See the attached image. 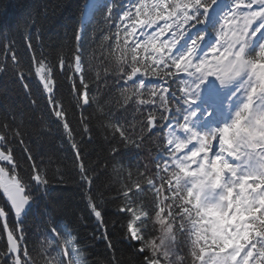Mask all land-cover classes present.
<instances>
[{"label": "snow or ice", "instance_id": "1", "mask_svg": "<svg viewBox=\"0 0 264 264\" xmlns=\"http://www.w3.org/2000/svg\"><path fill=\"white\" fill-rule=\"evenodd\" d=\"M217 4L218 0H97L95 4L86 0L72 57L61 49L58 63H54L43 52L36 53L27 35L26 49L32 53L28 69L21 64L14 43H4L0 73L16 76L30 97L32 88L26 78L33 70L39 78L47 108L62 125L74 153V171L79 178L75 182L100 230L92 239L106 242L112 256L89 261L87 246L72 234L74 229L53 220L58 210L55 205L43 229L37 228L44 237L39 248L28 247L24 221L37 198L48 194L52 179L48 165L37 161L25 143L21 126L13 128L4 119L0 121V190L6 199L0 203V264H123L116 257L105 217L108 201L103 193L93 191L94 170L85 162L86 149L81 146L84 136L89 142L92 139V128L84 115L86 106L96 102L91 81L84 74L80 46L88 27L84 20L93 8L107 26L104 39L114 37L127 53L118 58L121 78L133 83L134 96L140 97L138 107L151 105L153 109L142 114L138 135L135 125L113 123L111 119L101 123L111 133L110 140L119 136L116 144L120 147H110L113 158L122 159V149H143L145 133L151 137L158 128L164 132V143L157 145L151 162L143 167L137 163L114 198L122 200L116 209L122 214L121 239L129 242L137 264H188L189 260L190 264H264V0H231L211 28V43L207 42V31L186 39L196 25L207 23L209 12ZM181 41L185 43L181 45ZM181 73L186 77L181 81L185 87L178 96L171 83L180 80ZM144 77H157L159 84L149 89L151 82ZM208 77L222 87L233 85L226 99L229 108L233 98L237 104L225 122L201 128L193 124L199 110L189 98L200 94V86ZM65 80L71 83L67 96L63 92ZM145 93L149 99L142 98ZM31 103L38 101L32 99ZM173 103L174 111L169 107ZM157 106L168 114L157 116ZM69 109L80 111L78 131L69 120ZM204 115L210 118L213 113L206 111ZM159 121L172 123L162 125ZM17 147L31 162L23 176L17 171ZM56 177L58 183L65 182L60 169ZM181 238L187 255H181Z\"/></svg>", "mask_w": 264, "mask_h": 264}, {"label": "trees", "instance_id": "2", "mask_svg": "<svg viewBox=\"0 0 264 264\" xmlns=\"http://www.w3.org/2000/svg\"><path fill=\"white\" fill-rule=\"evenodd\" d=\"M85 2L86 0H0V61L5 59L4 43L13 42L21 64L28 69L31 66L32 53L26 49L25 36L27 35L31 36L36 53L43 52L54 63H58V54L61 49L64 55L71 58L77 48L75 33L80 27L81 10ZM93 13L95 16L93 18V14L91 15V23L88 22L89 20L86 22L88 27L84 39L80 41V46L84 57V74L91 81V94L96 97V102L86 106L84 115L88 117L92 128V139L89 142V137L84 136L82 138L84 143L81 146L82 149H86L85 162L94 170L93 191L103 193L108 201L104 206V212L115 244L116 257L121 259L123 264H137V257L133 256L129 242L121 239L122 214L117 213L116 209L122 200L114 198L117 197L118 191H122L129 171L134 172L137 163L143 167L144 164L151 162V157L156 155L157 145L164 143V132L158 128L151 137L145 133L143 149L139 152L135 149H122L123 158H113L110 147H120L116 144L119 136L117 134L116 140H110L111 133L101 127V123L106 124L111 119L113 123L135 125V132L138 135L142 114L153 109L151 105L138 107L137 99L140 97L134 96L133 83L131 81L126 83L121 78L118 58L127 53L122 47L117 46L114 37L111 41L104 39V36L108 35L107 26L100 13L95 11ZM25 21L29 23L26 24ZM208 22L207 18V23L199 24V26H205ZM112 32H115L114 26ZM128 58L130 59V56ZM7 63L9 65L12 63L11 53L7 54ZM57 71H59L58 68ZM144 78L151 82L148 85L149 89L152 84H159L157 77ZM26 80L32 88L31 97L25 92L16 76L11 73H0V121L7 119L13 128L17 124L21 126L25 143L32 150L37 161L48 165L49 177L52 179V187L48 194L46 196L41 194L37 198L24 221L28 247L31 249L35 245L39 248L44 237L38 233L37 228L39 226L43 229L48 213L55 205L58 210L54 213L53 220L57 224H67L70 229H74L72 234L78 236L81 245L87 246L89 261L111 258L112 252L106 250V242L92 239L94 235L100 234V230L97 229L95 219L90 215L86 202L82 199V190L75 182L79 178L74 171V153L62 125L48 110L42 85L39 78L35 76L34 70L32 76ZM168 80L171 82L172 78L168 77ZM76 83H79L78 76ZM64 85L63 92L67 96L71 90V83L65 80ZM171 87L176 89L179 96L178 80L171 83ZM142 98L150 97L145 93ZM32 99H36L38 103L33 105ZM72 99L75 101V97ZM169 107L174 111L176 105L173 103ZM155 111L157 116L168 114L159 106ZM13 116L16 117L15 121ZM79 118V110L73 113L69 109V120L77 131ZM45 122L46 126L42 127ZM168 122L159 121L158 123L166 125ZM166 129L165 127L164 131ZM77 139L81 138L77 136ZM15 155L20 164L17 171L23 176L27 173L31 162L27 161V154L23 153L20 147H17ZM49 158L52 160L50 164ZM152 166L154 168V163ZM57 169L63 173L64 183L57 182ZM147 195L151 196L150 193ZM3 202L5 200L0 194V203ZM81 217L85 219H80ZM113 221H116L114 227ZM180 243L183 249L181 255H187L188 248L184 238H181Z\"/></svg>", "mask_w": 264, "mask_h": 264}, {"label": "rangeland", "instance_id": "3", "mask_svg": "<svg viewBox=\"0 0 264 264\" xmlns=\"http://www.w3.org/2000/svg\"><path fill=\"white\" fill-rule=\"evenodd\" d=\"M92 2L95 4L97 0H92ZM94 9V8H93ZM92 9V10H93ZM225 7H220L217 11H215L213 19H212V24L210 26L211 28L216 24V22L219 19V16L221 13L225 10ZM91 10V11H92ZM90 11V12H91ZM89 12V14H90ZM204 31L203 28L201 27H196L193 28L189 31L188 36L186 39L191 38L192 35H194L197 32ZM214 40V37L212 39V42ZM211 42V40H210ZM185 41H181V45H183ZM256 44L255 42L252 45V48H255ZM143 54V53H142ZM186 77L184 76L183 73L180 75V88H184L185 84L182 83V80H185ZM214 86H219L218 81L215 80L213 77H208L207 80L201 84L200 86V94L197 97H190L189 99L194 101L193 107L199 110L198 117L193 121V124L197 127L201 128H206L208 126H218L219 124L225 122L231 115V111L234 110L237 104V100L233 98L231 101V108L228 107V101H227V96L230 94L233 85H227V86H220V88H216L214 92L212 91V87ZM193 87H195L193 85ZM208 101H211L212 103H209ZM216 103L214 106H217L218 109H220L221 115L220 116H211L210 118L206 117L204 113L206 111H210L213 113V109L211 108L212 104ZM186 107V105H184ZM209 106V107H208ZM223 117H226L225 120H222ZM183 119V118H182ZM172 123V122H170ZM207 123H210L207 124ZM177 135H183L182 133L178 132L176 133ZM75 260V257H74Z\"/></svg>", "mask_w": 264, "mask_h": 264}, {"label": "bare ground", "instance_id": "4", "mask_svg": "<svg viewBox=\"0 0 264 264\" xmlns=\"http://www.w3.org/2000/svg\"><path fill=\"white\" fill-rule=\"evenodd\" d=\"M214 113V112H213ZM213 116H216L215 113L213 114Z\"/></svg>", "mask_w": 264, "mask_h": 264}]
</instances>
